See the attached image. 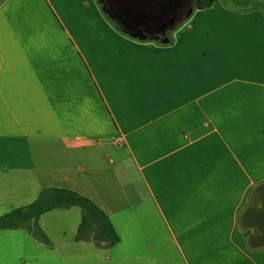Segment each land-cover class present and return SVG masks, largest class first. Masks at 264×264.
<instances>
[{"label": "crops", "instance_id": "1", "mask_svg": "<svg viewBox=\"0 0 264 264\" xmlns=\"http://www.w3.org/2000/svg\"><path fill=\"white\" fill-rule=\"evenodd\" d=\"M71 6L0 0V216L70 189L119 242L56 209L49 246L0 230L12 264H264L239 225L264 182V0L194 9L169 43Z\"/></svg>", "mask_w": 264, "mask_h": 264}, {"label": "trees", "instance_id": "2", "mask_svg": "<svg viewBox=\"0 0 264 264\" xmlns=\"http://www.w3.org/2000/svg\"><path fill=\"white\" fill-rule=\"evenodd\" d=\"M230 1L240 6H246L251 0ZM213 3L214 0H197L193 9L204 10L210 8ZM170 35L166 38L155 39L162 41V43H169L171 39ZM69 207H78L80 209L81 223L85 227L91 226L88 216H92L96 219L100 224L102 236L107 241L109 246H114L119 242V237L106 213L88 197L65 188L42 189L32 203L15 208L1 215L0 230H15L22 227L26 223L31 222V234L33 239L41 244L49 246L50 240L38 224L39 218L52 210L67 209ZM242 232L245 238H247L250 234L249 230L242 229Z\"/></svg>", "mask_w": 264, "mask_h": 264}, {"label": "flooded vegetation", "instance_id": "3", "mask_svg": "<svg viewBox=\"0 0 264 264\" xmlns=\"http://www.w3.org/2000/svg\"><path fill=\"white\" fill-rule=\"evenodd\" d=\"M197 0H97L121 31L147 39L166 38L192 11Z\"/></svg>", "mask_w": 264, "mask_h": 264}, {"label": "water", "instance_id": "4", "mask_svg": "<svg viewBox=\"0 0 264 264\" xmlns=\"http://www.w3.org/2000/svg\"><path fill=\"white\" fill-rule=\"evenodd\" d=\"M138 38L147 39L142 35ZM239 225L243 230L250 231L247 236V245L250 249L264 248V182L257 184L251 191L248 204L240 214Z\"/></svg>", "mask_w": 264, "mask_h": 264}, {"label": "rangeland", "instance_id": "5", "mask_svg": "<svg viewBox=\"0 0 264 264\" xmlns=\"http://www.w3.org/2000/svg\"><path fill=\"white\" fill-rule=\"evenodd\" d=\"M68 1L70 3H72L71 7L75 6V7L79 8L82 13L84 12V14H85V12L87 11L86 8L83 6L84 0H68ZM81 2H82V5L80 6ZM54 20H55V18H54ZM99 34H100L99 39L104 38V35L101 32ZM5 244L6 243H4L2 240H0V255H1L0 263H2V264H12L13 257H14L13 256V250L10 249Z\"/></svg>", "mask_w": 264, "mask_h": 264}]
</instances>
